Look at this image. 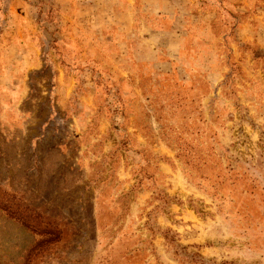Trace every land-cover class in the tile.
I'll list each match as a JSON object with an SVG mask.
<instances>
[{
    "label": "rangeland",
    "instance_id": "obj_1",
    "mask_svg": "<svg viewBox=\"0 0 264 264\" xmlns=\"http://www.w3.org/2000/svg\"><path fill=\"white\" fill-rule=\"evenodd\" d=\"M0 264H264V0H0Z\"/></svg>",
    "mask_w": 264,
    "mask_h": 264
}]
</instances>
